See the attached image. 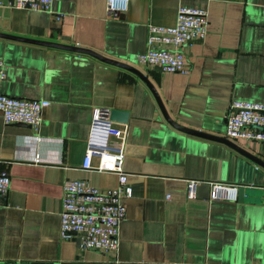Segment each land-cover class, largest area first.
Here are the masks:
<instances>
[{"label": "crops", "instance_id": "0c3cea01", "mask_svg": "<svg viewBox=\"0 0 264 264\" xmlns=\"http://www.w3.org/2000/svg\"><path fill=\"white\" fill-rule=\"evenodd\" d=\"M10 1L0 0V34L87 49L137 69L183 128L224 138L233 101L264 103V0H181L208 14L204 39L183 48L186 74L136 64L148 26L175 25V0H128L125 12L110 15L106 0H53L59 21ZM0 59L1 95L49 102L37 133L5 125L0 115V169L10 178L0 206V264H264V198L211 201L204 189L187 197L188 181L264 193L261 166L172 127L128 70L2 37ZM111 111L127 115L113 122L127 131L122 168L132 195L123 201L117 251H82L78 235L60 234L63 184L117 187V175L81 167L91 120L110 119ZM233 143L264 163V143Z\"/></svg>", "mask_w": 264, "mask_h": 264}, {"label": "built area", "instance_id": "2783aa9c", "mask_svg": "<svg viewBox=\"0 0 264 264\" xmlns=\"http://www.w3.org/2000/svg\"><path fill=\"white\" fill-rule=\"evenodd\" d=\"M53 0H11L9 7L29 11H44L59 21L62 17L51 10ZM177 8L173 27L149 25L146 52L136 57V64L144 69L159 68L164 73L186 74L188 64L183 48L204 39L207 34V10L187 7ZM128 0H106L107 14L125 12ZM4 63L0 59V81L4 80ZM49 106L46 100L17 99L0 94V115L5 125L21 124L38 132L42 113ZM224 138L231 142L264 143V103L233 101L225 117ZM127 131L118 128L105 116L96 115L90 123L82 169L98 173L115 174L118 185L112 189H97L83 180H67L63 184L60 209V234L68 239L79 236L82 251L116 252L119 245V227L125 218L123 201L131 198L127 185L123 157ZM98 160L93 166V159ZM10 178L0 169V206L5 199ZM187 197H195L196 186L201 182H187ZM209 200L237 201V187L211 183ZM166 200L170 197L167 195Z\"/></svg>", "mask_w": 264, "mask_h": 264}, {"label": "water", "instance_id": "95a60500", "mask_svg": "<svg viewBox=\"0 0 264 264\" xmlns=\"http://www.w3.org/2000/svg\"><path fill=\"white\" fill-rule=\"evenodd\" d=\"M0 37L5 38V39H9V40L18 41V42L33 44V45H37V46L48 47V48L59 49V50H64V51H70V52H74V53H78V54L89 55V56H91V57H93L99 61H102L104 63H107L110 65L128 70L131 73H133L134 75H136L148 87V89L151 91L153 97L155 98L165 120L172 127H174L175 129H177L183 133L194 135V136H197V137H200V138H203L206 140H210L213 142L222 143V144L228 146L229 148H231L232 150L236 151L237 153L248 158L249 160L253 161L254 163H256L257 165L261 166L264 169V163L262 161L256 159L254 156L247 153L246 151H244L243 149H241L240 147L235 145L233 142L228 141L224 138L215 137V136L208 135L205 133H201L198 131H193L190 129L183 128V127L179 126L178 124H176L174 121H172V119L168 116V114H167V112L163 106V103H162L158 93L156 92L155 88L153 87V85L150 83L148 78L145 75H143L140 71H138L137 69H134L133 67L128 66L124 63L107 59V58L102 57L101 55H99L93 51L83 49V48H79V47L65 46V45H59V44H54V43H49V42L30 40V39L19 38V37H12V36L3 35V34H0ZM109 116H110L109 120H111V121L116 120L118 122H124L127 115H126V113H123V112L111 111V112H109ZM199 189H204L207 192L206 198H209L210 185L208 183L201 182V184L196 186L195 191L197 192ZM261 198H264V193L259 192L257 189H255L253 187H247V186L237 187V201H239V202L245 201V202L255 203V202H258L256 200L261 199ZM72 235H76V234L72 233Z\"/></svg>", "mask_w": 264, "mask_h": 264}]
</instances>
